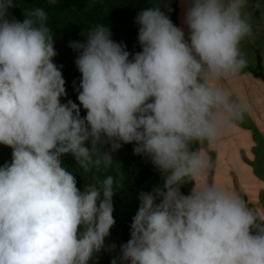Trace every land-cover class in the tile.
<instances>
[{
	"label": "clouds",
	"instance_id": "clouds-1",
	"mask_svg": "<svg viewBox=\"0 0 264 264\" xmlns=\"http://www.w3.org/2000/svg\"><path fill=\"white\" fill-rule=\"evenodd\" d=\"M172 3L137 12L138 51L104 23L70 40L74 101L48 12L19 20L15 0H0V145L11 149L0 164V264H96L101 253L110 264H264V218L237 191L198 179L212 163L194 149L248 112L215 82L248 67L241 45L264 0H179V25ZM124 145L161 182L139 192L117 243L113 197L125 175L114 154Z\"/></svg>",
	"mask_w": 264,
	"mask_h": 264
},
{
	"label": "trees",
	"instance_id": "trees-1",
	"mask_svg": "<svg viewBox=\"0 0 264 264\" xmlns=\"http://www.w3.org/2000/svg\"><path fill=\"white\" fill-rule=\"evenodd\" d=\"M155 2V0H153ZM16 7L10 9V13L16 19L24 18V11L34 7H43L49 15V25L53 30L58 56L56 62L63 64V74L66 80L68 98L76 99L73 90V80L79 79V73L75 68V53L68 47L70 40H83L80 35L87 27L104 23L111 27L113 39L123 41L127 44L129 51H138L137 26L133 20L137 12L142 8L150 6V0H96L94 6L88 7L89 0H57L55 5L49 4L48 0H15ZM174 14L171 17L176 23L177 0H173ZM247 70L251 77L264 82V72L260 60L255 67L248 65ZM132 145H124L114 154L120 163L125 175L123 186L118 188L114 197V218L116 224L112 229L109 241L116 240L117 243L129 238V225L138 207V194L140 191H150L161 182V177L146 164L142 157L133 154ZM198 150L199 145H194ZM1 156V153H0ZM2 164L9 161L10 157H0ZM65 163L74 167V161L69 157ZM116 175L115 170H101L97 175L102 179L106 175ZM256 175V173H255ZM90 179V178H89ZM79 186L87 182L85 178L78 176ZM187 189H185V192ZM108 257V254L106 255ZM108 258L98 259L96 264H110Z\"/></svg>",
	"mask_w": 264,
	"mask_h": 264
},
{
	"label": "crops",
	"instance_id": "crops-1",
	"mask_svg": "<svg viewBox=\"0 0 264 264\" xmlns=\"http://www.w3.org/2000/svg\"><path fill=\"white\" fill-rule=\"evenodd\" d=\"M261 83L264 85L263 81ZM239 100L245 101L243 98ZM249 121V126L240 122L236 125L231 123L221 132L215 144H198V151L206 153L212 163L210 172L198 179L237 191L249 207L264 218V175L255 168L257 164L264 169V160L256 151L258 143L264 144V130L260 128L264 122H259L258 127L254 116Z\"/></svg>",
	"mask_w": 264,
	"mask_h": 264
},
{
	"label": "rangeland",
	"instance_id": "rangeland-1",
	"mask_svg": "<svg viewBox=\"0 0 264 264\" xmlns=\"http://www.w3.org/2000/svg\"><path fill=\"white\" fill-rule=\"evenodd\" d=\"M181 12L182 9L180 3L179 0H177V13L175 17L177 25L180 24ZM174 13L175 12L173 11L171 17ZM252 23L253 35L243 41L241 47L243 53L248 59V65L251 67H255L256 63H258V61L260 60L264 72V17H262L259 12L254 11ZM215 83L217 84V86L229 91L232 94L234 100L240 101L239 99L243 98L245 99L244 104L248 105V112L246 113L245 117L242 120L233 122L234 125L240 122L244 125L249 126V119L251 118V116H254V118L256 119V124L258 127L259 122H264V85L260 80L251 77L247 68L238 76L222 79L216 81ZM253 127L257 129L255 125H253ZM260 128L264 130V124H262ZM256 151L260 152V159L264 160V144L258 143V148L256 149ZM0 153L4 158L10 157L11 149L0 145ZM255 168L258 173L264 175V169L262 167L256 164ZM257 172L255 171L256 176ZM216 175L217 171H215L214 173V176ZM114 242H116V240H114ZM107 254L108 253H101L98 259L108 258L109 254L108 257L106 256Z\"/></svg>",
	"mask_w": 264,
	"mask_h": 264
}]
</instances>
